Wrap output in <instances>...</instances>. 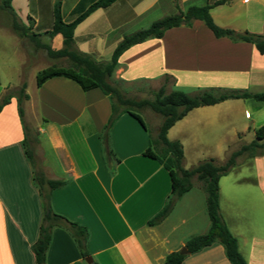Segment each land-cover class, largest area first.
Segmentation results:
<instances>
[{
    "label": "crops",
    "instance_id": "obj_1",
    "mask_svg": "<svg viewBox=\"0 0 264 264\" xmlns=\"http://www.w3.org/2000/svg\"><path fill=\"white\" fill-rule=\"evenodd\" d=\"M57 1L63 11L66 0H10V5L18 22L30 27V33L47 44L44 33L52 27ZM79 1L71 3L67 17L62 12L67 18L64 20H72L71 12ZM213 1L216 0H116L106 8L94 10L76 26L74 46L96 61H109L124 36L170 16L168 13ZM242 4L244 29L230 24L220 27L264 33V0H242ZM10 20L11 14L0 9V27L20 41L10 31ZM137 22V27L144 25L143 28L125 30ZM48 45L53 50L61 49V35L50 38ZM33 46L31 55H24L19 63L17 70L21 75L25 69L37 65L38 55L46 56L45 50L34 43ZM45 68L34 71L33 92L25 85L24 94L28 97L22 104L23 120L30 131L29 141L34 144L37 168L48 180L66 181L52 191L44 189L51 209L88 232L87 256L82 257L68 227L54 228L45 264H165V258L180 252L189 239L206 234L209 229L206 195L194 184L174 199L164 220L148 225L172 196L168 172L158 161L143 155L150 146V133L126 113L109 123L112 104L100 90L84 92L63 77L48 79L37 86L36 74ZM164 76L172 79L175 86L206 89L216 85L264 93V54L250 43L216 38L202 21L195 20L191 27L171 28L161 38L133 45L120 56L114 72L116 81L128 84L137 80L156 84ZM189 80L195 82L187 83ZM234 81L239 82L233 84ZM10 89V85L0 84V99ZM251 101L226 100L194 108L168 132L190 118L198 125L188 127L190 136L195 140L200 131L212 133L214 140L221 141L218 148L222 140L236 141L245 131L254 132L264 125V102ZM232 107H251L259 115L247 124L231 122L218 127V122L229 119L223 113ZM245 117L252 119L248 111ZM159 124L160 121L156 128ZM106 126L110 158H106L101 138ZM179 132L181 129L174 136L179 137ZM24 138L17 100L11 98L0 112V264H36L32 246L39 238L42 224V198L33 181V166L25 154ZM177 141L181 142L179 138ZM246 166L254 170V176L228 181L223 193L221 181L233 170L220 178L219 211L221 216L222 200L235 204L221 218L237 239L238 251L246 263L264 264V156L254 158ZM196 187L202 194L201 207H189L187 214L175 217L173 212L178 204L192 200ZM246 201L251 202L252 210L239 206ZM190 223L193 227L200 224L199 232L188 230ZM245 226L250 230L245 232ZM182 228L186 229L179 233ZM183 255L181 264H229L218 240L199 252ZM87 257L90 263L86 262Z\"/></svg>",
    "mask_w": 264,
    "mask_h": 264
},
{
    "label": "trees",
    "instance_id": "obj_2",
    "mask_svg": "<svg viewBox=\"0 0 264 264\" xmlns=\"http://www.w3.org/2000/svg\"><path fill=\"white\" fill-rule=\"evenodd\" d=\"M116 0H90L89 4H78L71 12V21L64 20L57 1L53 9V24L49 31L44 33L47 39L56 35L62 37V48L53 50L48 44L41 43L35 34L30 33V27L18 24L16 16L13 14L10 0H0V9L6 10L12 17V28L19 36L29 38L37 48L45 50L47 56L52 59L66 58L70 61L68 67H47L36 74L37 86H41L45 81L54 77H63L75 82L84 92L100 90L108 96L111 101L112 115L109 123L121 114H129L146 130L142 118L132 108L148 107L152 112L162 118L156 139H150V146L143 153L144 156L158 161L168 172L172 184L171 197L164 207L151 220L149 226L160 223L170 212L175 198L181 197L192 188V179L196 177L203 182L205 197V210L209 220V229L206 234L194 236L185 244L188 253L199 252L218 240L224 247L226 259L229 264H247L243 256L238 251L237 239L230 233L219 213V186L218 182L222 176L227 175L237 164L240 157L255 158L264 156V125L254 130L255 138L248 144L242 145L237 150L230 153L223 164H216L213 160H206L191 169H184L182 166L183 149L178 141L167 139L168 130L179 120L187 115L194 108L212 106L226 100L253 99L264 102V93H250L246 90H225L223 88L200 89L198 93L191 96L180 90H173L164 94V86H161L155 93L152 100L133 101L123 96V94L113 86L110 81L118 66L120 56L130 47L140 44L148 39L161 38L164 33L175 27H191L193 21H202L216 38H227L233 43L243 42L254 45L260 54H264V33H251L247 30L238 32L230 28L217 26L210 10L214 7L224 5L230 0H216L207 2L203 6H190L186 11H179L177 14L163 17L152 22L144 29L126 35L115 47L109 61H96L90 55L79 52L74 46L73 33L76 26L82 22L90 13L98 8H106ZM168 78V77H165ZM25 85L21 92L23 98ZM11 97L0 99V112L6 106ZM18 114L24 125L25 138L23 146L26 157L33 166V181L38 188L42 198V224L40 226L39 238L32 246L36 264H45L46 252L50 244L51 231L54 228L68 227L72 238L82 257L87 256L86 241L88 232L85 228L71 223L62 216L56 214L51 209L49 195L44 193L60 188L65 185L64 180H48L43 172L37 168L34 152L29 148V129L23 120L22 101L17 102ZM109 125V124H108ZM108 126L102 134V143L106 158H110L111 151L108 148ZM160 146V153L154 150V146ZM185 255L180 252L169 254L165 258V264H181ZM95 264V263H93Z\"/></svg>",
    "mask_w": 264,
    "mask_h": 264
},
{
    "label": "rangeland",
    "instance_id": "obj_3",
    "mask_svg": "<svg viewBox=\"0 0 264 264\" xmlns=\"http://www.w3.org/2000/svg\"><path fill=\"white\" fill-rule=\"evenodd\" d=\"M74 1L75 0H66V4H64L63 11H62L64 16H66V13L68 9L70 8L71 3H73ZM89 2L90 0H80L78 4L81 3L87 6ZM244 7L245 6L242 4V0H232L231 2L229 1L228 3L224 4V6L220 5V6L214 7L212 10H210V15L214 23L219 27L226 25V24H230L234 28H238L241 30V29H244V24L242 22L243 16H244ZM177 13L178 12L175 11L172 13H168V15H171V14L173 15ZM66 17L64 18L67 19ZM16 20L18 22V19ZM139 22H142V21H139ZM10 23L12 24L11 20H10ZM18 24H20V22H18ZM137 24L138 22L132 25H129L128 27H126L125 30L126 31L129 30V28H132L131 30H136L138 28H143L144 26V25H139V27H137ZM234 28H231V29L235 30ZM10 31L15 33L12 26L10 27ZM20 37L23 39H21ZM18 38L20 39V41L13 34L8 33L7 30L0 27V84L10 85V88H11L10 90L6 91V93L3 95V98L4 97L15 98L17 102L22 101V104H23V101L25 99L23 98V94L21 92L22 86L26 85L28 89L30 90V92H33V89L35 87L34 86V76H35L34 71L36 69L40 70L48 66L68 67L70 65V61L66 58H60V59L49 58L46 52L44 51L46 56L41 58L38 55L37 65H33L25 69L23 71V75H21L18 73L17 68L18 66L21 65V60L24 55L26 54L31 55V53L33 52L34 46H33L32 41L29 38L27 37L24 38L19 35H18ZM44 42L48 44L49 39L45 40ZM190 81L195 82V80H189L187 83H189ZM236 82H239V81H234L233 84H236ZM110 83L116 88H118V90L123 94V96L133 101L152 100L154 98L155 93L159 90L161 86H164L163 87L164 94H168L172 92L173 90H180L191 96L196 95L198 93V90H200L201 88L200 87L198 89L197 87H193L191 85L175 86V83L173 82V80L170 78H165V76L161 78L160 80H158L156 84L155 82H150L149 84H147L146 82L143 83L142 80H137L135 82L128 84V83H123V82L120 83L119 81H116L113 75ZM191 84H194V83L192 82ZM211 86H212L211 88H217L216 85H211ZM223 89L229 90L228 87L223 88ZM230 89L237 90L236 88H230ZM256 102H260V101H256V100L251 101V103H256ZM132 111L136 112L142 118L147 128L146 131L150 133V139L152 140L156 139L158 129L162 122V118L159 115L152 112L148 107H142V108L134 107L132 108ZM246 111L250 113V115L252 116V119H247L245 117ZM253 111L254 110H252L251 107H246V108L232 107L231 109H228L226 110V112L223 113L225 117L227 116L229 119L223 120L222 123L218 122L217 125L218 127H223L226 123H231V122H236V123L241 122L244 124L246 122L247 124V122L249 123L253 120V118H255L253 116L259 115V114H254ZM189 119L190 118H187V120H185L182 124L178 125L176 128H173L170 132H168V135H167V139L169 141H177L178 138L181 141V142L179 141L178 142L182 145V149H183L182 166L183 168H186V169H191L197 166L199 163L206 161V160H213L216 164H223V162L226 160V158L230 155L231 152L237 150L244 144L250 143L255 138L254 132L245 131L244 134L239 139H236V141H231V139L222 140V144L220 145V147L217 148L218 142L220 144L221 141L214 140L212 133L206 134V132L200 131L199 132L200 137L197 136L198 138L195 140H194V137L190 136V134L187 131L188 127L193 128V125L194 127H197L198 125L195 124L196 123L195 120H189ZM159 121H160V124L156 128V125L158 124ZM178 129H181V132H179V137L178 135L174 136L173 134ZM29 148L34 152L33 143H29ZM154 150L157 153H160V146L159 145L154 146ZM253 159L254 158H244L243 156L237 160L238 164L232 169L233 171L231 170L232 172L230 171L231 174H229L227 178L221 181L222 193L226 189V184L228 183V181L235 180L236 178H239V177L241 178L248 177L252 174L254 176V170L246 166V163L251 164ZM191 182H192V185L193 184L197 185L204 191L203 189L204 185L202 181H199L196 177H194ZM194 191L195 192L193 196L190 197L192 198V200L191 199L183 200L182 202L178 204L175 211L173 212L174 213L173 215H175V217H177V215L182 216V215L187 214L188 210L186 209L189 207H193V206L197 208L201 207L200 197H202V194L197 189V187H196V190ZM240 205L241 206L244 205L246 206L247 209H251V202L250 203L247 201L244 203L240 202L239 206ZM229 206L234 207L235 204L231 205L227 200L225 201L222 200V206L220 207L222 211L221 216L223 215L225 216L224 213L227 211V209H229L228 208ZM200 216H202L201 212H199L198 217L200 218ZM185 229L186 228H182L179 231V233L184 231ZM195 229L197 230V232H199L198 230H200V224H199V227H193L191 223L190 225H188V230L192 231ZM249 230L250 229L247 226H245L244 231L247 232Z\"/></svg>",
    "mask_w": 264,
    "mask_h": 264
},
{
    "label": "water",
    "instance_id": "obj_4",
    "mask_svg": "<svg viewBox=\"0 0 264 264\" xmlns=\"http://www.w3.org/2000/svg\"><path fill=\"white\" fill-rule=\"evenodd\" d=\"M180 253H181V254H186V253H187V250L184 248V249H182V250L180 251ZM86 262H88V263L91 262L90 257H87V258H86Z\"/></svg>",
    "mask_w": 264,
    "mask_h": 264
},
{
    "label": "built area",
    "instance_id": "obj_5",
    "mask_svg": "<svg viewBox=\"0 0 264 264\" xmlns=\"http://www.w3.org/2000/svg\"><path fill=\"white\" fill-rule=\"evenodd\" d=\"M244 1H247V0H244Z\"/></svg>",
    "mask_w": 264,
    "mask_h": 264
}]
</instances>
